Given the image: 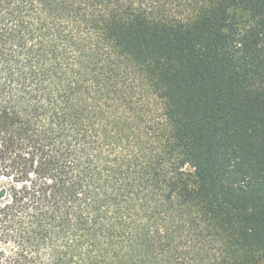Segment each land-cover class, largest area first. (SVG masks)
Returning <instances> with one entry per match:
<instances>
[{"label":"trees","instance_id":"16d2710c","mask_svg":"<svg viewBox=\"0 0 264 264\" xmlns=\"http://www.w3.org/2000/svg\"><path fill=\"white\" fill-rule=\"evenodd\" d=\"M0 264H264V0H0Z\"/></svg>","mask_w":264,"mask_h":264}]
</instances>
